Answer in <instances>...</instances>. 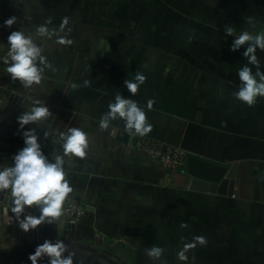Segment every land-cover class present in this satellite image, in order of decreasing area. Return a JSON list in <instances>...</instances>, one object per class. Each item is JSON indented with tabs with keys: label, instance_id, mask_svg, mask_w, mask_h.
Returning <instances> with one entry per match:
<instances>
[{
	"label": "crops",
	"instance_id": "1",
	"mask_svg": "<svg viewBox=\"0 0 264 264\" xmlns=\"http://www.w3.org/2000/svg\"><path fill=\"white\" fill-rule=\"evenodd\" d=\"M123 2L131 0H0V85L54 108L50 127L55 132L76 127L88 139L85 158L68 154L63 160L73 188L65 204L83 207L79 221L58 234L43 229L21 235L1 227L0 248L29 255L44 240L59 239L67 246L64 257L75 252L74 264H264V97L249 107L235 95L243 86L238 72L248 59L242 53L221 54L236 65L222 68L217 61L208 68L202 62L200 68L190 55L183 58L185 47L177 42L173 49L182 52L148 38L138 44L133 41L138 26L131 19L136 6L132 10ZM12 16L16 23L8 27L4 21ZM65 17L68 24L59 36L71 45L57 43L56 34L37 32L40 25L59 30ZM13 30L41 48L45 63L35 61L44 69L39 84L25 87L6 71ZM248 66L255 74L256 67ZM259 70L264 72V63ZM137 72L146 82L133 95L125 81H134ZM116 95L145 110L149 134H128L119 116L100 129ZM149 99L155 100L151 110ZM143 139L227 167L236 163L238 184L226 194L190 190L184 171L168 173L140 151ZM197 235L206 237L207 245L198 244L186 253L187 261L179 260L184 243ZM154 245L165 250L158 259L146 254ZM106 251L114 252V260Z\"/></svg>",
	"mask_w": 264,
	"mask_h": 264
},
{
	"label": "clouds",
	"instance_id": "2",
	"mask_svg": "<svg viewBox=\"0 0 264 264\" xmlns=\"http://www.w3.org/2000/svg\"><path fill=\"white\" fill-rule=\"evenodd\" d=\"M17 18L12 16L4 21V24L11 27L16 23ZM68 24V18L65 17L60 24L59 30L49 32L46 25H40L37 32L40 35L51 37L56 34L57 43L61 45H71L72 40L59 36V32L64 30ZM227 34L232 35L233 29L229 27ZM10 44L8 57L4 58V64L7 65L6 71L13 80H19L25 87H29L33 83L39 84L43 75V68L37 66L35 61L39 58L40 63H45L44 57L41 56V48L33 43L31 36H26L23 31L13 30L7 38ZM252 42L243 52V56L248 59V64L256 67L253 74L252 68L246 64L239 72V80L243 86L235 93L236 97L246 103L249 107L254 106L258 97H264V72L259 70L260 60L256 55L257 47L264 51V31L257 32L256 35L244 31L237 36L232 49H239L246 42ZM51 67V65H48ZM259 77V80H257ZM146 82V76L137 72L135 80H126L127 89L135 95L140 85ZM89 82L86 80L85 85ZM76 87L75 84L72 85ZM155 103L154 99H149L147 109L151 110ZM109 111L100 118V129L105 130L109 127L110 119L114 120L119 116L126 121L124 130L130 135L145 136L152 131V125L148 123L145 110L138 106V102L125 98L122 95H116L115 102L109 103ZM50 115L47 107H33L30 112H26L18 121L20 127L46 118ZM134 130V132H133ZM25 144L19 153L15 156V164L13 167H5L0 171V192L10 189L12 197L11 204L3 207L2 212L5 217L8 215L9 208L18 218L25 211L26 206H40L39 216L26 215L20 220V228L27 232L36 229L44 222L53 223L62 217L64 213V205L73 192L69 181L65 178L66 172L63 165V158L55 157V163L49 162L43 154L38 143V138L34 134V130L24 132ZM64 139V154L81 159L86 157V148L88 147L87 134L81 129L72 127L67 133H61ZM181 228H187L186 223H181ZM206 237L202 235L194 236L192 242H185L183 248L177 253L178 259L187 261L186 253L197 247L207 245ZM67 250V246L62 240L53 243L46 239L42 244L36 246L35 251L29 254L31 264H39L40 259L47 255L50 260L49 264H74L73 257L75 252H71L67 257L62 254ZM164 248L152 246L146 249V254L152 259H158L163 253Z\"/></svg>",
	"mask_w": 264,
	"mask_h": 264
},
{
	"label": "rangeland",
	"instance_id": "3",
	"mask_svg": "<svg viewBox=\"0 0 264 264\" xmlns=\"http://www.w3.org/2000/svg\"><path fill=\"white\" fill-rule=\"evenodd\" d=\"M123 3L122 6L126 4ZM130 5L132 10L133 6L137 9L131 17L138 26V36L134 35L138 39L135 37L134 42L140 44L148 38L150 42L171 46L170 51L182 52L173 49L177 44L172 43L177 42L185 47V54L191 58L189 61L200 68L204 67L202 62L209 68L217 61L223 64L222 68L233 67L236 62L226 61L220 55L243 54L252 42L233 50L237 36L244 31L252 35L264 31V0H131L126 6ZM124 14L123 20H126ZM229 27L233 29L232 35L227 34ZM153 51L160 52L155 48ZM256 55L262 66L264 51L257 47ZM106 254L114 260V252L106 251Z\"/></svg>",
	"mask_w": 264,
	"mask_h": 264
},
{
	"label": "water",
	"instance_id": "4",
	"mask_svg": "<svg viewBox=\"0 0 264 264\" xmlns=\"http://www.w3.org/2000/svg\"><path fill=\"white\" fill-rule=\"evenodd\" d=\"M41 106H43L42 103L26 98L0 85V171H3L5 167L14 166L15 156L27 146L24 142V132L29 130H34L41 150L49 162L55 163L56 156H60L64 160V139L61 137V134L55 132L50 127L54 118V108L48 107L50 115L46 118L30 122L24 125L23 128L20 127L18 117L26 112H30L33 107ZM236 170V163L227 167L206 158L190 155L186 159L184 172L189 177L188 188L190 190L226 194L227 191L231 193L234 184H238ZM11 200L10 189L0 192V229L4 227L9 233L16 234L20 232L21 235H24V231L19 226L20 220L26 215L39 216L40 206H26L25 211L20 214L19 218L9 208L8 215L5 217L2 209L10 205ZM74 224L68 222L63 213L60 219L55 220L53 223L44 222L36 229L29 230L28 233L34 235L38 230L51 231L54 229L58 234L63 229L71 228Z\"/></svg>",
	"mask_w": 264,
	"mask_h": 264
},
{
	"label": "built area",
	"instance_id": "5",
	"mask_svg": "<svg viewBox=\"0 0 264 264\" xmlns=\"http://www.w3.org/2000/svg\"><path fill=\"white\" fill-rule=\"evenodd\" d=\"M140 151L150 159L157 161L168 173L175 172L186 165L185 153L177 147H166L150 139L139 143ZM84 209L76 202L70 201L64 205V217L70 223H76L82 217Z\"/></svg>",
	"mask_w": 264,
	"mask_h": 264
},
{
	"label": "flooded vegetation",
	"instance_id": "6",
	"mask_svg": "<svg viewBox=\"0 0 264 264\" xmlns=\"http://www.w3.org/2000/svg\"><path fill=\"white\" fill-rule=\"evenodd\" d=\"M28 257V254L21 252L16 247L0 248V264H31ZM41 259L42 263L39 262V264H49L48 259H43V257Z\"/></svg>",
	"mask_w": 264,
	"mask_h": 264
},
{
	"label": "trees",
	"instance_id": "7",
	"mask_svg": "<svg viewBox=\"0 0 264 264\" xmlns=\"http://www.w3.org/2000/svg\"><path fill=\"white\" fill-rule=\"evenodd\" d=\"M167 7V6H166ZM199 22H201L200 20H199ZM186 55V54H185ZM183 58L186 60H188V55H186V57L185 56H183ZM191 154L190 153H185V156H186V159H187V157H189ZM186 166V165H185ZM185 166L184 167H182V169H180V170H182V171H185Z\"/></svg>",
	"mask_w": 264,
	"mask_h": 264
}]
</instances>
